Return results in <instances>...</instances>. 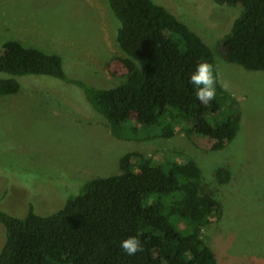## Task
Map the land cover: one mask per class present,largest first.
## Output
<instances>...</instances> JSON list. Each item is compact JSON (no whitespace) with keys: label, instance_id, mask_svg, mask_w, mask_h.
Wrapping results in <instances>:
<instances>
[{"label":"trees","instance_id":"16d2710c","mask_svg":"<svg viewBox=\"0 0 264 264\" xmlns=\"http://www.w3.org/2000/svg\"><path fill=\"white\" fill-rule=\"evenodd\" d=\"M210 1L241 10L221 31L217 54L228 64L264 73V0ZM103 2L122 55L115 59L125 71L119 83L97 89L69 81L59 55L6 41L0 50V96L17 94L20 77L44 76L79 89L118 141L183 135L207 139L211 153L223 151L242 117L238 100L220 82L221 61L207 42L152 0ZM202 62L214 66L217 80L216 98L207 105L189 83ZM118 167V175L69 187L78 194L52 215L39 216L32 205L24 218L0 209V264H218L202 230L219 221L222 205L206 191L192 156L167 147L153 157L128 152ZM214 177L221 186L232 179L224 168ZM130 236L143 245L134 256L120 247Z\"/></svg>","mask_w":264,"mask_h":264},{"label":"rangeland","instance_id":"374dc122","mask_svg":"<svg viewBox=\"0 0 264 264\" xmlns=\"http://www.w3.org/2000/svg\"><path fill=\"white\" fill-rule=\"evenodd\" d=\"M152 1L202 37L221 61L220 82L238 100L242 117L234 140L217 153L201 137L118 141L75 86L23 76L17 94L0 96V209L24 218L32 205L37 215H52L78 194L69 187L118 175L126 153L153 157L165 147L178 149L197 161L206 191L221 202L222 217L202 230L218 264H264V73L228 64L215 50L241 10L210 0ZM6 41L59 55L69 81L97 89L115 86L125 74L103 0H0V50ZM219 168L230 172L225 186L215 180ZM3 243L0 225V250Z\"/></svg>","mask_w":264,"mask_h":264},{"label":"clouds","instance_id":"9594fccd","mask_svg":"<svg viewBox=\"0 0 264 264\" xmlns=\"http://www.w3.org/2000/svg\"><path fill=\"white\" fill-rule=\"evenodd\" d=\"M189 83L196 86V99L202 104H209L216 98V76L214 66L208 62H202L196 66L195 72L190 76ZM120 247L128 256H134L143 251L141 241L130 236L121 241Z\"/></svg>","mask_w":264,"mask_h":264}]
</instances>
